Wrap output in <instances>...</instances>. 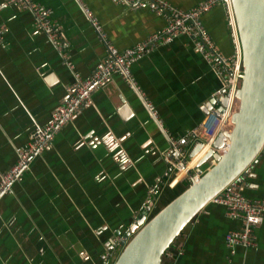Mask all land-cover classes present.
Returning a JSON list of instances; mask_svg holds the SVG:
<instances>
[{
  "label": "crops",
  "instance_id": "1",
  "mask_svg": "<svg viewBox=\"0 0 264 264\" xmlns=\"http://www.w3.org/2000/svg\"><path fill=\"white\" fill-rule=\"evenodd\" d=\"M39 1L52 9L70 43L74 69L84 78L106 50L83 7L119 51L166 25L147 6L131 10L112 0ZM165 1L190 10L205 0ZM203 22L218 50L232 56L239 36L226 8L217 5ZM0 27L1 178L16 163L17 148L64 104L75 77L36 30L31 13L0 0ZM132 74L137 89L113 75L0 200V264H113L114 249L121 252V243L137 227L136 217L149 218L188 184L183 179L145 212L149 191L170 169L169 138H183L208 121L219 79L185 36L144 55ZM240 184L247 198L264 197V150ZM241 227L223 206L210 202L166 264H264V221L255 230L256 247H238L230 254L226 235Z\"/></svg>",
  "mask_w": 264,
  "mask_h": 264
},
{
  "label": "built area",
  "instance_id": "2",
  "mask_svg": "<svg viewBox=\"0 0 264 264\" xmlns=\"http://www.w3.org/2000/svg\"><path fill=\"white\" fill-rule=\"evenodd\" d=\"M112 1L131 10L147 6L156 15L163 17L166 25L146 40L125 51H119L109 41L103 25L88 9L83 7L94 31L106 50L104 58L93 73L84 78L74 69L70 55V43L65 40L62 28L55 21L51 8L43 5L39 0H4L8 6L32 14L34 27L47 37L60 55L63 65L73 71L75 81L68 89V96L64 104L52 114L50 122L45 126L36 127L30 135L29 141L24 146L17 148L16 163L0 178V200L12 191L14 184L23 175L29 172L34 161L49 148L57 135L73 121L75 116L92 104L93 94L113 75L122 76L131 87L137 89L132 74L133 65L144 55L172 42L178 37L185 36L191 40L194 49L204 57L219 79L221 86L214 95L217 105L219 106L218 102L223 98H227L228 102L220 119L216 114L217 107L212 108L209 112L208 121H205L200 128L191 131L183 138H169L170 148L166 154V161L170 169L163 178L159 179L158 186L149 191L150 203L145 206V212H148L149 208L152 210L161 194L173 189L183 179L187 183L199 179L198 174L191 173L193 167H189L190 162L187 161L186 147L189 143L203 142L210 146L220 132L232 127L231 118L238 109L236 93L243 73L239 40L236 38L234 54L227 57L218 50L203 22L204 15L217 5L222 4L226 8L229 20L235 29L236 21L231 0H205L190 10L175 8L165 0ZM3 31L4 29L0 27V40L3 38ZM147 107L156 119V110L150 104ZM224 151L225 149L221 150V152ZM127 162L125 164H128ZM183 164H185V167H183ZM172 173H175L176 178L171 180ZM211 202L223 206L227 217L239 220L242 223L240 230H232L226 235L225 241L231 255L236 253L238 247L254 248L257 246L255 230L264 221V197L261 200L247 198L243 193L239 179L229 184ZM143 216L136 217L137 225L148 219V216ZM118 242H116L117 246ZM119 254H116L114 249L113 257L117 258ZM172 255L170 251L166 252L168 258Z\"/></svg>",
  "mask_w": 264,
  "mask_h": 264
},
{
  "label": "water",
  "instance_id": "3",
  "mask_svg": "<svg viewBox=\"0 0 264 264\" xmlns=\"http://www.w3.org/2000/svg\"><path fill=\"white\" fill-rule=\"evenodd\" d=\"M231 2L243 65L232 127L220 132L193 166L191 173L198 174L199 179L183 185L182 191L140 222L121 243V252L113 264H166V252L177 253L179 241L199 213L229 184L239 180L264 150V0ZM227 102V98L218 102L219 119ZM215 103L213 99L209 112ZM207 146L203 142L192 147L189 144L187 161L192 162ZM209 163L212 165L206 168Z\"/></svg>",
  "mask_w": 264,
  "mask_h": 264
},
{
  "label": "bare ground",
  "instance_id": "4",
  "mask_svg": "<svg viewBox=\"0 0 264 264\" xmlns=\"http://www.w3.org/2000/svg\"><path fill=\"white\" fill-rule=\"evenodd\" d=\"M208 148H209V146H207V148L204 150V152H202L196 159H194L192 162H190L189 167H193L196 164L197 160L207 151Z\"/></svg>",
  "mask_w": 264,
  "mask_h": 264
},
{
  "label": "rangeland",
  "instance_id": "5",
  "mask_svg": "<svg viewBox=\"0 0 264 264\" xmlns=\"http://www.w3.org/2000/svg\"><path fill=\"white\" fill-rule=\"evenodd\" d=\"M122 249V248H121ZM118 254V253H117Z\"/></svg>",
  "mask_w": 264,
  "mask_h": 264
}]
</instances>
